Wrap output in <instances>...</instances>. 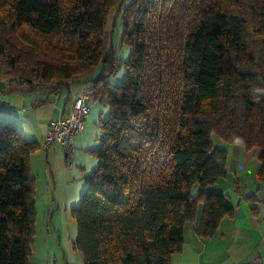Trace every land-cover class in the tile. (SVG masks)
<instances>
[{
	"label": "trees",
	"instance_id": "trees-1",
	"mask_svg": "<svg viewBox=\"0 0 264 264\" xmlns=\"http://www.w3.org/2000/svg\"><path fill=\"white\" fill-rule=\"evenodd\" d=\"M116 1L0 0V61L5 80L28 91L83 79V91L108 106L91 151L99 163L71 209L82 264H172L198 205L205 238L233 212L208 189L226 176L222 143L260 148L264 188V0L120 5L110 30L119 20L132 52L112 86L119 60L110 41L104 49ZM39 148L0 123V264H28L37 214L30 156Z\"/></svg>",
	"mask_w": 264,
	"mask_h": 264
},
{
	"label": "crops",
	"instance_id": "crops-1",
	"mask_svg": "<svg viewBox=\"0 0 264 264\" xmlns=\"http://www.w3.org/2000/svg\"><path fill=\"white\" fill-rule=\"evenodd\" d=\"M5 82V78L0 81V88ZM90 84L83 79H73L71 86L62 84L64 87L60 85L53 92L31 91L22 93L19 99L3 100L0 116L4 120L0 123L13 125L23 137L35 139L40 144L49 121L66 113L70 104V88L81 92ZM13 89H10V95L15 94ZM24 96H29L27 101ZM107 110V104L92 98L84 128L75 136V151L70 165H65L57 143L31 154L35 207L40 199L43 210L51 211V220L58 206L71 203L74 207L78 203V194L86 185L84 176L98 165L99 160L91 151L100 147V124ZM222 145L227 150L226 176L208 189L224 193L233 206V212L219 221L215 234L205 238L196 233L201 214V205H198L195 220L187 221L183 226L182 249L171 255L172 264H241L255 258L264 264V188L256 176L260 148L253 146L247 149L228 143ZM249 195L252 197L247 198ZM36 212L37 220L38 210Z\"/></svg>",
	"mask_w": 264,
	"mask_h": 264
},
{
	"label": "rangeland",
	"instance_id": "rangeland-1",
	"mask_svg": "<svg viewBox=\"0 0 264 264\" xmlns=\"http://www.w3.org/2000/svg\"><path fill=\"white\" fill-rule=\"evenodd\" d=\"M131 0H117L115 6L112 8L108 20H107V44L105 45V52L108 49V44L113 47L115 52V58L119 60V66L117 67L113 75L108 76V81L112 86L121 84L126 76V63L128 62L131 52L132 44L122 40L123 28L119 20L113 30L111 31L112 22L118 18L121 6L127 5ZM6 65L0 61V81L6 78ZM9 77V76H8ZM77 76L76 78H81ZM61 87H64L62 85ZM16 91L14 95H10V89ZM5 91H0V103L8 101L13 97L19 99L22 97V93H31L27 91L28 85L25 83H19L18 80L13 82H5L4 86L0 88ZM29 96H24L26 101ZM0 120H4L0 116ZM214 144L219 146L217 141H220L216 135H213ZM86 187V185H85ZM83 187L80 195L78 194V203L74 207L64 203L58 206L57 212H54L53 219L52 213L43 210V204L39 201L37 203L36 211L38 210V218L35 222V235L34 241L31 245V255L28 260V264H82L81 257L76 248L74 247V238L77 233V225L74 218L71 215V209L79 206L80 197L83 191ZM67 208H66V207ZM69 207V210H68Z\"/></svg>",
	"mask_w": 264,
	"mask_h": 264
},
{
	"label": "built area",
	"instance_id": "built-area-1",
	"mask_svg": "<svg viewBox=\"0 0 264 264\" xmlns=\"http://www.w3.org/2000/svg\"><path fill=\"white\" fill-rule=\"evenodd\" d=\"M69 85L71 86V82ZM35 86L38 87L39 84L36 83ZM91 100L88 92H75L70 88L69 107L65 114L49 121L40 148L46 149L53 143L59 144L65 165H70L75 151V136L84 128L91 111Z\"/></svg>",
	"mask_w": 264,
	"mask_h": 264
}]
</instances>
